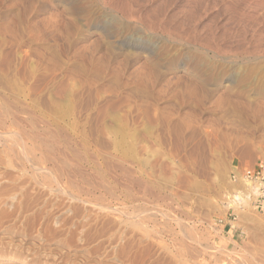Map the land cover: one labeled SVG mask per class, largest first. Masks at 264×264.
I'll use <instances>...</instances> for the list:
<instances>
[{
    "label": "rangeland",
    "instance_id": "obj_1",
    "mask_svg": "<svg viewBox=\"0 0 264 264\" xmlns=\"http://www.w3.org/2000/svg\"><path fill=\"white\" fill-rule=\"evenodd\" d=\"M261 163L264 0H0V264H264Z\"/></svg>",
    "mask_w": 264,
    "mask_h": 264
},
{
    "label": "bare ground",
    "instance_id": "obj_2",
    "mask_svg": "<svg viewBox=\"0 0 264 264\" xmlns=\"http://www.w3.org/2000/svg\"><path fill=\"white\" fill-rule=\"evenodd\" d=\"M227 1H228V0H227ZM118 2H119V1H118ZM225 2H226V1H225ZM246 16H247V15H246ZM247 17H248V16H247ZM104 31H105V30H104ZM174 40H175V39H174ZM174 40H173V41H174ZM179 41H180V40H179ZM182 42H183V41H182ZM148 52H149V51H148ZM235 82H236V81H235ZM253 83H254V82H253ZM34 138H35V137H34ZM41 143H42V142H41ZM38 144H39V143H38ZM42 144H43V143H42ZM50 146H51V145H50ZM33 147H34V146H33ZM22 148H24V147H22ZM54 149H55V148H54ZM70 149H72V148H70ZM52 150H53V149H52ZM46 152H47V151H46ZM72 152H73V151H72ZM75 154H76V152H75ZM21 156H22V155H21ZM26 158H28V157H26ZM32 160H33V159H32ZM28 161L30 162V160H28ZM70 161H71V160H70ZM25 162H26V161H25ZM47 162H48V161H47ZM48 163H49V162H48ZM54 163H55V162H54ZM60 163H61V162H60ZM62 163H63V162H62ZM76 164H77V163H76ZM78 165H79V164H78ZM57 168H58V167H57ZM32 169H33V168H32ZM36 169H37V168H36ZM75 172H76V171H75ZM77 173H78V172H77ZM41 174H42V172H41ZM62 175H63V174H62ZM69 175H70V173H69ZM7 177H8V176H7ZM53 177H54V176H53ZM53 177H52V178H53ZM80 177H81V175H80ZM2 178H3V177H2ZM36 178H37V177H35V179H36ZM0 179H1V178H0ZM4 179H6V178H4ZM12 179H13V178H12ZM19 179H20V178H19ZM23 179H24V178H23ZM31 179H32V178H31ZM53 179H55V178H53ZM72 179H73V178H72ZM32 180H33V179H32ZM37 180L39 181V179H36V181H37ZM15 181H16V180H15ZM25 181H26V180H25ZM27 181H28V180H27ZM25 183H26V182H25ZM34 183H35V182H34ZM249 183H250V182H249ZM45 184H46V183H45ZM138 184H139V183H138ZM5 186H6V184H5ZM5 186H4V187H5ZM101 186H102V185H101ZM148 186H149V185H148ZM148 186H147V184H146L145 187H148ZM31 187H32V186H31ZM141 187H143V186L141 185ZM6 188H7V187H6ZM6 188H5V189H6ZM23 188H24V187H23ZM58 188H59V187H58ZM20 189H21V188H20ZM29 189H30V188H29ZM34 189H35V188H34ZM102 189H103V188H102ZM104 189H105V188H104ZM147 189H148V188H147ZM1 190H2V189H1ZM16 190H17V189H16ZM16 190H15V191H16ZM58 190H59V189H58ZM62 190H63V189H62ZM66 190H67V189H66ZM105 190H106V189H105ZM105 190H104V191H105ZM13 191H14V190H13ZM107 191H108V190H107ZM147 191H148V190H147ZM147 191L145 190V192H147ZM9 192H10V191H9ZM26 192H27V190H26ZM63 192H64V191H63ZM72 192H73V191H72ZM72 192H71V193H72ZM82 192H83V191H82ZM82 192H81V193H82ZM148 192H149V191H148ZM10 193H11V192H10ZM16 193H17V192H16ZM50 193H52V192H50ZM58 193H60V192H58ZM71 193H70V194H71ZM4 194H6V193H4ZM8 194H9V193H8ZM28 194H29V192H28ZM64 194L68 196V194H66V192H64ZM83 194H84V193H83ZM148 194H149V193H148ZM29 195H30V194H29ZM33 195H34V194H33ZM33 195H32V196H33ZM52 195H53V194H52ZM59 195H60V194H59ZM65 195H64V196H65ZM73 195H74V194H73ZM77 195H78V194H76V196H77ZM79 195H80V194H79ZM81 195H82V194H81ZM87 195H88V194H87ZM6 196H7V194H6ZM74 196H75V195H74ZM74 196H72V197H74ZM152 196H153V195H152ZM16 197H17V196H16ZM26 197H27V196H26ZM28 197H29V196H28ZM35 197H36V196H35ZM41 197H42V195H41ZM62 197H63V195H62ZM62 197H61V198H62ZM80 197H81V196H80ZM85 197H86V196H85ZM98 197H99V196H98ZM11 198H12V197H11ZM11 198H10V199H11ZM14 198H15V197H14ZM67 198H69V197H67ZM78 198H79V197H78ZM78 198L76 197L74 200H76V199H78ZM64 199H65V198H64ZM83 199H84V198H83ZM83 199L81 198V200H83ZM16 200H17V199H16ZM16 200H15V202H16ZM68 200H69V199H68ZM70 200H71V199H70ZM17 201H18V200H17ZM15 202H14V203H15ZM62 202H63V201H62ZM62 202H60V203H62ZM77 202H78V201H77ZM82 202H83V201H82ZM85 202H87L86 199H85ZM2 203H3V202H2ZM80 203H81V202H80ZM19 204H21V203H19ZM32 204H33V203H32ZM90 204H91V203H90ZM13 205H15V204H13ZM23 205H24V204H23ZM26 205H27V204H26ZM50 205H51V204H50ZM58 205H59V204H58ZM58 205H57V207H58ZM18 206H19V205H18ZM59 206H60V205H59ZM9 207H10V206H9ZM16 207H17V206H16ZM19 207H20V206H19ZM66 207H67V206H66ZM69 207H70V206H69ZM106 207H107V206H106ZM21 208H22V207H21ZM21 208H20V209H21ZM96 208H98V207H96ZM104 208H105V207H104ZM104 208H101L100 210H102V209H104ZM110 208H111V207H110ZM15 209H16V208H15ZM56 209H57V208H56ZM58 209H59V208H58ZM63 209H64V208H63ZM68 209H70V208H68ZM73 209H74V208H73ZM155 209H156V208H155ZM17 210H18V209H17ZM17 210H16V211H17ZM23 210H24V209H23ZM70 210H71V209H70ZM78 210H79V209H78ZM78 210H77V211H78ZM82 210H83V209H82ZM124 210H125V209H124ZM124 210H122L121 212H123ZM75 211H76V208H75ZM75 211H74V213H76ZM108 211H109V210H108ZM115 211H116V210H115ZM115 211L113 210L112 213H114ZM126 211H127V210H126ZM153 211H154V210H153ZM153 211H151V212H153ZM4 212H5V211H4ZM65 212H66V211H65ZM68 212H69V211H68ZM105 212H106V211H105ZM116 212H117V211H116ZM116 212H115V215H116ZM121 212H120V213L118 212L117 214H121ZM127 212H128V211H127ZM148 212H149V211H148ZM151 212H150V213H151ZM157 212L159 213V211H157ZM168 212H169V211H168ZM180 212H182V211H180ZM77 213H81V211H80V212L78 211ZM77 213H76V215H77ZM82 213H83V212H82ZM109 213H110V212H109ZM133 213H134V212H133ZM146 213H147V212H146ZM153 213H156V212H153ZM5 214H6V213H5ZM71 214H72V213H71ZM110 214H111V213H110ZM129 214H130V213H129ZM134 214H135V213H134ZM136 214H137V213H136ZM156 214H157V213H156ZM160 214H161V212H160ZM160 214H159V215H160ZM55 215H56V214H55ZM79 215H80V214H79ZM126 215H128V214H126ZM131 215H133V214H131ZM69 216H70V215H69ZM89 216H90V215H89ZM119 216H120V215H119ZM136 216H139V215L137 214ZM160 216H161V215H160ZM7 217H8V216H7ZM80 217H81V216H80ZM80 217H78V219H79ZM134 217H135V216H134ZM150 217H151V216H150ZM69 218H70V217H69ZM72 218H73V217H72ZM88 218H89V217H88ZM97 218H98V217H97ZM146 218H148V217H146ZM165 218H166V217H165ZM51 219H52V218H51ZM84 219H85V218H84ZM129 219H130V218H129ZM148 219L152 220L153 218H152V219H151V218H148ZM156 219H157V218H156ZM156 219H155V220H156ZM59 220H61V219H59ZM86 220H87V219H86ZM97 220H99V219H97ZM157 220H158V219H157ZM65 221H66V220H65ZM65 221H63V222H65ZM70 221H71V220H69V222H70ZM89 221H90V218H89ZM89 221L87 220V222H89ZM87 222H86V223H87ZM90 222H92V221H90ZM96 222H97V221H96ZM96 222H95V224H96ZM100 223H101V222H100ZM62 224H63V223H62ZM92 224H94V223H92ZM95 224H94V225H95ZM64 225H65V224H64ZM74 225H75V224H74ZM76 225H77V224H76ZM83 225H85V223H84ZM86 225H87V224H86ZM90 225H91V224H90ZM94 225H91V226H94ZM97 225H98V224H97ZM66 226H67V224H66ZM84 227H85V226H84ZM84 227H82V228L84 229ZM89 227H90V226H89ZM89 227H87V228H89ZM104 227H105V225H104ZM97 228H98V227H97ZM105 228H106V227H105ZM91 229H92V228H91ZM93 229H94V228H93ZM59 230H60V229H59ZM84 230H85V229H84ZM88 230H89V229H88ZM55 231H56V230H55ZM73 231H74V230H73ZM99 231H100V230H99ZM103 231H104V230H103ZM103 231H102V232H103ZM74 233H75V232H74ZM79 233H81V232H79ZM82 233H83V232H82ZM84 233H85V232H84ZM84 233H83V234H84ZM87 233H88V231H87ZM108 233H109V232H108ZM187 233H188V232H187ZM85 234H86V233H85ZM85 234H84V235H85ZM89 234H90V233H89ZM81 235H82V234H81ZM51 237H52V236H51ZM58 237H59V236H58ZM60 237H61V236H60ZM86 237L88 238V237H90V236H87V235H86ZM74 238H76V237H74ZM87 238H86V239H87ZM72 240H73V239H72ZM83 240H84V239H83ZM74 241H75V239H74L72 242H74ZM90 241H92V240H90ZM184 241H185V240H184ZM75 242H76V241H75ZM114 243H115V242H114ZM193 243H194V242H193ZM256 245H257V244H256ZM259 245H260V243H259ZM260 246H261V245H260ZM249 247H250V245H249ZM193 248H194V247H193ZM255 248H256V247H255ZM257 248H258V247H257ZM72 249H73V248H72ZM225 249H226V248H225ZM259 249H261V248H259ZM262 249H264V247H263ZM215 251H216V250H215ZM223 251H224V250H223ZM250 251H251V250H250ZM257 251H258L259 254H260V252H261L262 250H261V251L257 250ZM257 251H254V252H257ZM263 252H264V250H263ZM263 252H262V253H263ZM94 253H95V252H94ZM200 254H201V253H200ZM200 254H199V255H200ZM257 254H258V253H257ZM94 255H95V254H94ZM262 255H264V254H262ZM189 256H191V255L189 254ZM198 257H199V256H198ZM260 257H261V256H260ZM262 257H263V256H262ZM262 257H261V258H262ZM256 259H257V258H256ZM258 260H259V259H258ZM263 261H264V258H263ZM256 262H257V261H256ZM260 262H261V261H260Z\"/></svg>",
    "mask_w": 264,
    "mask_h": 264
},
{
    "label": "built area",
    "instance_id": "obj_3",
    "mask_svg": "<svg viewBox=\"0 0 264 264\" xmlns=\"http://www.w3.org/2000/svg\"><path fill=\"white\" fill-rule=\"evenodd\" d=\"M248 179L255 178L257 180H264V163H261L258 167V170L252 176L248 175Z\"/></svg>",
    "mask_w": 264,
    "mask_h": 264
}]
</instances>
